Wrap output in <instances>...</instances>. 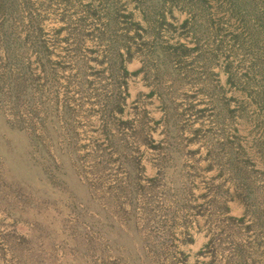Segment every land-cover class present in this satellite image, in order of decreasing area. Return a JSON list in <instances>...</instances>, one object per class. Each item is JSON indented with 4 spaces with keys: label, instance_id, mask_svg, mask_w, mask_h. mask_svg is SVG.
Here are the masks:
<instances>
[{
    "label": "rangeland",
    "instance_id": "rangeland-1",
    "mask_svg": "<svg viewBox=\"0 0 264 264\" xmlns=\"http://www.w3.org/2000/svg\"><path fill=\"white\" fill-rule=\"evenodd\" d=\"M0 264H264V0H0Z\"/></svg>",
    "mask_w": 264,
    "mask_h": 264
}]
</instances>
